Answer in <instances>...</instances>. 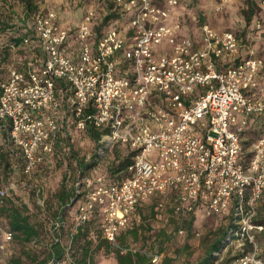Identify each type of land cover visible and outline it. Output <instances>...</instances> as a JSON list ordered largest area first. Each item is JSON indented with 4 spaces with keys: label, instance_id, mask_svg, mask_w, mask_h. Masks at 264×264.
<instances>
[{
    "label": "built area",
    "instance_id": "2783aa9c",
    "mask_svg": "<svg viewBox=\"0 0 264 264\" xmlns=\"http://www.w3.org/2000/svg\"><path fill=\"white\" fill-rule=\"evenodd\" d=\"M251 1L258 12L251 29L262 31L264 0ZM180 2L112 0L122 22L99 29L93 7L74 29L55 9L34 13L37 43L23 38L30 56L0 73V131L9 120L3 143L30 176L55 154L59 134L98 131V157L115 144L135 153L117 181L79 170L75 230L95 218L118 246L149 202L176 219L177 236L198 215L231 214L237 228L223 249L237 248V264H264V58L234 30L201 22L198 36L182 32ZM59 79L68 85L64 99L56 96ZM256 126L262 131L245 147ZM12 188L0 184V253L13 241L1 212Z\"/></svg>",
    "mask_w": 264,
    "mask_h": 264
},
{
    "label": "rangeland",
    "instance_id": "374dc122",
    "mask_svg": "<svg viewBox=\"0 0 264 264\" xmlns=\"http://www.w3.org/2000/svg\"><path fill=\"white\" fill-rule=\"evenodd\" d=\"M31 4L38 8L51 7L58 11L63 21L74 25L80 21L83 11L89 7L95 9L98 21H102L103 13L107 9L109 0H30ZM186 10L190 14H195L194 18L185 14L184 24L187 22L192 27L191 34L199 35V24L208 22L217 28L224 26H236L240 23L234 11L227 12L226 8L217 11L215 9L219 0H191L187 1ZM107 5V6H106ZM26 0H0V73L6 74L9 67H22L25 57H29L30 48H26L23 55L22 45H17L14 40L19 34H23L22 29L24 13H27ZM184 12V11H183ZM112 20L109 21L111 23ZM101 23V22H100ZM210 24V25H211ZM107 25H101V27ZM28 51V53H26ZM73 153L80 162L93 160L94 164L86 168L85 172L94 173L96 171L107 174L110 165L116 162L117 154L126 152V147L115 144L111 150L106 152L103 157L96 155L98 149L95 140L87 133H81L74 129L71 132ZM254 137V135L252 136ZM249 146V145H248ZM53 159L49 164H44L42 171L30 176H25L21 172V163L13 159L11 166L13 172L5 175V183L12 184L11 195L15 198L18 206L28 214L30 221L40 223L42 234L40 239L49 242L52 233L49 228V218L59 207L57 193L62 189V178L66 171L65 162ZM70 167V166H69ZM9 171V170H8ZM69 184V182L67 183ZM40 187L37 192L36 188ZM44 201L41 205L40 199ZM74 206L67 205L66 209V228L61 236L63 247L69 242L71 235H74L75 221ZM154 205L151 202L146 204L141 211L144 215V223L137 227L136 233L126 232L120 239L118 245L122 248L138 250L146 253L151 259L157 255L162 264V259L168 256L172 259V264H190L204 257L210 242L219 235V227H223L226 220L223 218H201L197 216L188 221L185 225L186 234L177 236L173 234L176 229V222L167 210L157 212L153 215ZM219 225V226H218ZM95 225H89V236L87 238L78 237L71 242L69 258L66 257V264L74 263L80 258L89 257L93 264H116L114 249L116 245H111L109 249L104 245H99L102 238L96 230H91ZM91 230V231H90ZM198 233V234H196ZM47 248L44 244L29 241L23 242L17 239L8 246L7 250L0 253V264H33L40 260L46 253ZM238 254L235 247L223 249L218 255V260L214 264H222L223 259H230L227 264H237L234 257ZM88 259V258H87Z\"/></svg>",
    "mask_w": 264,
    "mask_h": 264
},
{
    "label": "trees",
    "instance_id": "16d2710c",
    "mask_svg": "<svg viewBox=\"0 0 264 264\" xmlns=\"http://www.w3.org/2000/svg\"><path fill=\"white\" fill-rule=\"evenodd\" d=\"M248 9L245 10V18L247 21L251 19V15L254 12L257 13V6L254 1L247 0ZM26 6H27V13H24V21L26 23H23L22 32L23 34H19L15 37L14 42L17 45H25L23 43V38L26 35L31 36V45H36L37 43V36L35 35L34 30V24L32 16L34 13L38 12L40 9L34 7L31 4L30 0H26ZM113 3L112 0H109L107 9L109 12L102 17V22L100 23L98 29L101 27V25H118L122 22L121 15L117 13L114 9H112ZM43 10L48 9H54L51 7H45L41 8ZM253 10V11H252ZM57 11V10H56ZM58 13V11H57ZM84 14V11H83ZM82 14V16H83ZM81 16V17H82ZM57 20L59 22H64L65 25L72 27L73 29L76 27V25L63 21L62 17L58 13ZM112 20L111 23L109 21ZM26 48L23 47V55L25 54ZM35 51L39 53V48L35 46ZM28 53V51L26 52ZM27 57H25L24 61H26ZM68 85L61 79L56 80V96L60 99H64V96L62 95L64 91L63 89H67ZM4 128L0 131V184H7L5 183L4 177L5 175H9L13 172V166H11V162L13 159H16L12 157V154L5 149L3 139L7 135V130L9 129V120H6L4 122ZM262 131V128L259 127H252L250 128L246 133H248V141L245 142V147H247L252 140L257 136L258 133ZM92 139H97L100 135L98 131L95 130H89L87 133ZM254 135V137H252ZM72 135L71 134H59L57 139V145H56V152L53 156H50L47 160V164L51 163L53 159H58L65 162L66 171L64 173V177L62 178V189H60L57 193V199L59 201V207L57 210L54 211L53 215L49 218L50 224L49 228L52 233V238L49 242H45L43 239H40V236L42 234V226L40 223H35L33 221H30L28 214L24 211L25 205L23 206V209L16 204V197H13L10 193V197L8 198V201L5 206L2 207V218L4 220V224L8 226V228L13 232V239H17L23 242H29L33 239H36L37 242L42 243L46 246L47 251L45 255L38 261H34L33 264H66V256L64 253V247L61 242V236L64 232V229L66 228V209L67 205L73 200V198L76 196V186L75 182L77 181L79 175H80V169H86L92 166L94 164L93 160H87L86 162H80L77 159V156L73 153V143H72ZM135 153V151H131L128 148L126 149V152L123 154H117L116 156V162L110 165L107 169V178L109 181H117L123 178L126 175L125 169L126 166L132 161V156ZM19 160V159H17ZM20 161V160H19ZM21 163V161H20ZM70 166V167H69ZM9 170V171H8ZM98 172V171H97ZM102 173V172H98ZM69 182V184H67ZM158 210H153V215L157 216ZM75 214H73L74 216ZM201 218L203 219L202 215ZM198 216V217H199ZM144 215L140 216L139 221L135 222L134 226L130 227L126 231L121 232L118 234L117 239H120L122 235H124L126 232H132L136 233L137 227L144 223ZM226 220V223L223 227H219V235L213 239L210 244L208 245V248L206 250V253L204 257L197 260L194 263L190 264H214L218 260V256L215 254V252H218L222 250L226 245L229 244V238L233 237V233L235 232L237 225L233 221V217L231 214H229L227 217H224ZM75 221V216H74ZM57 222H60V226L56 228ZM176 222V219H175ZM95 225L91 230H96L99 233V236L102 238L99 245H104L105 248L109 249L111 246V243H109L106 239H104L101 236V231L99 227L97 226V221L95 218L91 219L86 225L81 228H77L75 234L73 235V239H77L78 237H84L87 238L89 236V225ZM219 226V225H218ZM90 230V231H91ZM93 230V231H94ZM260 240V243L262 246H264V239L258 237ZM249 247H246L248 249ZM121 245L116 246L114 249L115 253V259L116 264H155V258L148 257L146 253L138 251V250H131L126 249L125 252L121 251ZM237 257V255H236ZM234 257V258H236ZM88 258V259H87ZM89 257L80 258V260H75L74 263L69 264H93L90 263ZM230 262V259H223L222 264H227ZM20 264V263H18ZM162 264H172V259L168 256H165L162 259Z\"/></svg>",
    "mask_w": 264,
    "mask_h": 264
},
{
    "label": "crops",
    "instance_id": "0c3cea01",
    "mask_svg": "<svg viewBox=\"0 0 264 264\" xmlns=\"http://www.w3.org/2000/svg\"><path fill=\"white\" fill-rule=\"evenodd\" d=\"M187 1H191V0H181V2H180V9L182 12L184 11L183 14L181 15V31L186 33V34H191V31L193 32L194 30H192V27H189L190 25L187 24V22L184 24L185 17H186L185 14H188L187 17L192 16V18H194L195 14H190L186 10V5L188 4ZM248 6H250V5H248L247 0H230L224 6V8H226L225 11H227V12L234 11L237 15H239L238 21H240V23L236 26L230 25V26H224L223 28H217L216 26L212 25L211 23L210 24L214 28H216L217 30L229 29V30H234L236 32H240L241 37L245 41L253 42V45H254L255 49L258 51L259 55L262 58H264V30L253 32V29H251V28L254 25L255 19L258 16V12L255 14L253 12L251 15V19L249 21H247L245 18L246 17L245 16V14H246L245 10L248 9ZM62 24L65 25L64 22H62ZM191 35H194V33ZM261 80H262V84H264V74H262ZM74 214H75V211H74Z\"/></svg>",
    "mask_w": 264,
    "mask_h": 264
},
{
    "label": "water",
    "instance_id": "95a60500",
    "mask_svg": "<svg viewBox=\"0 0 264 264\" xmlns=\"http://www.w3.org/2000/svg\"><path fill=\"white\" fill-rule=\"evenodd\" d=\"M76 197L70 202V204H69V206L71 207L73 204H74V202L76 201Z\"/></svg>",
    "mask_w": 264,
    "mask_h": 264
}]
</instances>
